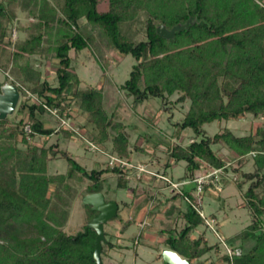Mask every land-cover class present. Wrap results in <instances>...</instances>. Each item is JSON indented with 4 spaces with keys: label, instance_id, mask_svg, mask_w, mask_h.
<instances>
[{
    "label": "trees",
    "instance_id": "trees-1",
    "mask_svg": "<svg viewBox=\"0 0 264 264\" xmlns=\"http://www.w3.org/2000/svg\"><path fill=\"white\" fill-rule=\"evenodd\" d=\"M101 1L0 0V69L6 73L10 69L15 78L11 84L21 95L29 92L38 100L21 104L18 111L23 117L14 126H8V118L0 121V264H94L96 234L90 230L83 234V230L96 213L81 204V227L75 230L69 225L76 187L86 184L81 200L87 194L103 193L106 176L111 174L121 188L129 170L109 162L98 170H87L60 143L47 144V140L55 133L69 140L83 128L96 150L131 163L129 126L115 111L106 110L102 89L81 88L72 66L71 51L97 46L135 60L120 87L132 98V108L151 98L165 104L174 94H179L177 103L189 102L183 119L173 124L172 138L161 134L155 142L147 133L140 135L154 152L160 144L165 147L164 169L184 162V179L177 183L193 186H182L169 199L180 203L164 213L169 220L176 212L173 223L159 222L165 227L160 230L165 235L163 247L195 264H204L200 259L214 251L221 252L214 264H264V124L245 136L224 128L211 137L204 129L247 115L264 120V0H105L107 10L100 11ZM17 10L32 22L25 39L13 40ZM141 21L145 39L137 41L133 27ZM187 23L171 39L157 34L159 26L171 30ZM32 56L57 62L56 84L43 80L41 70L30 65ZM72 107L84 118L83 124L65 127L61 120L65 121ZM44 113L55 118L56 128L45 127L38 117ZM188 130L193 136L183 146L178 140ZM36 136L42 138L41 144L30 142ZM19 143L25 147H18ZM214 146L229 150L239 163L247 156L252 159L253 171L240 168L242 182L236 184L251 223L224 239L228 247L240 250L239 256L226 254L219 241L210 245L204 235L192 237L205 224L191 205L196 175L221 169L229 177L230 163ZM137 149L148 153L143 146ZM55 159L67 162L64 173L50 172ZM228 180L222 178V184ZM205 190L219 193L212 186ZM148 192L146 201L151 204L155 198ZM178 223L182 228H177ZM111 247L108 241L103 245L101 264Z\"/></svg>",
    "mask_w": 264,
    "mask_h": 264
},
{
    "label": "rangeland",
    "instance_id": "rangeland-1",
    "mask_svg": "<svg viewBox=\"0 0 264 264\" xmlns=\"http://www.w3.org/2000/svg\"><path fill=\"white\" fill-rule=\"evenodd\" d=\"M99 10H107L105 0L101 1ZM31 22V18L20 10H17V20L15 22L17 29L15 36H18L20 39H25L29 33L27 27L30 26ZM92 32L95 35V32ZM134 32L135 40L145 39L142 21L134 25ZM69 55L72 58V66L75 68L81 80V88L97 87L102 89L106 110L109 113L115 111L117 118H123L129 126L127 134L130 138V150L132 152L131 164H143L145 167L152 165L150 169L156 170L154 173H161L164 170L167 158L165 147L160 144L156 148L157 151L154 152L150 148L152 144L145 142L140 135L147 133L150 135L152 141L155 142L158 141L161 134L172 138L174 132L173 124L183 119L189 108V102L177 103L176 100L179 94H174L166 100L165 104H162L159 98H151L142 105L132 108V98H129L120 89L123 83L129 78L132 67L136 63L131 56H126L121 59V56L117 53L105 50L102 46L92 47L89 50L85 49L80 53L71 51ZM28 61L31 66L41 70L43 80L48 81L52 85L56 84L55 66L57 62L55 60L52 58L43 59L39 56H32L28 58ZM9 70L6 73L0 69V87L5 82H14L15 78L9 74ZM24 102L37 104L38 100L29 92L22 94L16 111L8 118V126H14L21 120L23 114L18 109ZM69 113L68 117H66L67 120L65 119V127L73 125L77 127L83 124L84 118L78 113L76 108L72 107ZM38 117L45 127L50 129L57 127L55 118L49 114L44 113L38 115ZM263 124V119L247 115L235 121L214 122L205 125L204 129L207 135L211 137L221 132L224 128L230 129L236 136H245L254 132L256 128ZM76 133L78 135L69 140L65 139L62 133H55L47 140V144L60 143L61 148L68 151L72 157L77 158L78 162L82 163L87 170H98L110 161V155L107 152H103L100 149L96 150L87 141L88 138L83 128L77 129ZM192 136L193 133L188 130L186 133H183L178 142L184 146L189 143ZM30 142L41 144L42 138L36 136ZM138 146H143L148 153L139 151L137 149ZM18 147L24 148L25 145L19 143ZM213 148L226 162L230 163L227 171L229 180L223 183L222 190L219 193L209 192L208 190L203 191L201 194L202 211L208 218L215 217L216 224H219V230L217 228L219 235L223 239H227L240 233L251 223L250 213L244 206L243 194L237 188L236 184L242 182L241 175L238 172L240 168L244 172H251L253 171V165L251 156L245 157L239 163L226 148L221 146H214ZM67 167L65 160L55 159L49 165V170L51 173L58 174L64 173ZM165 173L173 182H180L184 179L185 163L179 162L173 167L168 168ZM145 175L147 178L143 179L142 174L140 175L138 172H134V169L128 171L125 177L126 184L121 188L117 186L116 179L113 175L106 176L107 182L104 185L103 194L106 196L107 201L115 200L119 209L118 216L104 226L106 240L114 246L107 249L103 255L105 264H161L159 255L163 245H159V237L152 239L150 236H155L160 232L159 230L165 227L159 223V226L156 228L158 215L156 214L154 216V218L156 217V221L152 217L155 209L152 208L151 214L147 215V212L150 211L153 205L151 206L150 202L146 201V196L142 195L144 191H150L145 185L150 175ZM234 175L237 176L236 181H232V178H235ZM155 183L158 182L156 181ZM161 184L163 185L164 183L161 182ZM85 185L82 184L76 187V198L72 203L71 209L73 211L69 223L72 229H79L81 227V214L83 213V209L81 208L80 195L83 193ZM164 185L166 186V184ZM246 188L247 186L244 187V191ZM160 193L159 200H164L170 198L173 192L164 189ZM193 195L195 196L194 192ZM128 222H131V225L124 233V228ZM177 228H182V223H178ZM145 234L148 237H145ZM201 235H204L210 245L218 243V239L213 232L203 226L192 232L193 238ZM220 256L221 252L216 253L214 251L204 255L200 259V262L214 264Z\"/></svg>",
    "mask_w": 264,
    "mask_h": 264
},
{
    "label": "water",
    "instance_id": "water-1",
    "mask_svg": "<svg viewBox=\"0 0 264 264\" xmlns=\"http://www.w3.org/2000/svg\"><path fill=\"white\" fill-rule=\"evenodd\" d=\"M189 23V22H188ZM187 24L177 25L171 30H167L163 25L157 28V34L165 39H171L176 32H180L187 27ZM21 94L15 85L5 82L0 87V121H4L14 114L20 101ZM81 204L89 207L96 215L89 221L83 230V234L93 231L96 234L95 248L91 255L94 264H101L102 247L106 244L104 226L117 217L119 206L114 201H107L103 193L87 194L82 197ZM81 233L78 234L80 236ZM161 264H195L176 252L163 248L160 253Z\"/></svg>",
    "mask_w": 264,
    "mask_h": 264
},
{
    "label": "built area",
    "instance_id": "built-area-1",
    "mask_svg": "<svg viewBox=\"0 0 264 264\" xmlns=\"http://www.w3.org/2000/svg\"><path fill=\"white\" fill-rule=\"evenodd\" d=\"M16 30H13L12 33V39L14 40L17 36H15ZM53 114H56V111H52ZM62 124H66V121L61 120ZM26 133H30V129L27 126L25 128ZM110 165H115L119 164L121 168H124L126 170H132L134 169V172H138L140 175L141 174H147L150 176H155L158 179L162 180L165 182L167 186H169L172 190V192H178L180 193V188L184 185L181 183H174L172 182L168 177L162 176L155 174L153 172H150L149 170L146 169V167L143 164H135L132 165L131 163H127L126 161L120 160L116 157H110L109 161ZM222 178H227L229 179L228 176L224 175L221 169H211L206 174H203L202 172H199L195 179L194 182L196 183V192H195V203H191L193 208L198 212V214L203 218L205 224L204 227L207 229H210L213 234L216 236L218 241L222 244V246L225 249L226 254L229 256H239L240 255V250L239 249H232L226 245L224 242V239L219 235V232L217 230V224L216 220L212 217L208 218L207 216L204 215L203 211L201 210L200 206L202 204V198L201 194L204 191L205 186H212L213 190L216 192H221L223 184H222ZM235 178H232V181H234ZM187 202H190L189 199H185Z\"/></svg>",
    "mask_w": 264,
    "mask_h": 264
},
{
    "label": "crops",
    "instance_id": "crops-1",
    "mask_svg": "<svg viewBox=\"0 0 264 264\" xmlns=\"http://www.w3.org/2000/svg\"><path fill=\"white\" fill-rule=\"evenodd\" d=\"M121 59H123V57L121 56ZM78 75V74H77ZM81 81V80H80ZM177 164V163H176ZM176 164H171L169 167H166L161 173H157L158 175H165V176H167L166 175V170L168 169V168H170V167H173L174 165H176ZM150 166H152V165H150ZM150 166H148V167H146L147 169H149V171H152L153 173H154V171H156V170H153V169H150ZM156 174V173H155ZM142 178L143 179H146L147 177H146V175L145 174H142ZM157 177H155V179H156ZM145 181V180H144ZM158 182V183H155V182ZM161 180L160 179H158L157 178V180H153L152 181V179H150V178H148V181H146V183L147 184H145L146 186H147V188L150 190L148 193L149 194H151L155 199H154V201H153V203H151V204H153V209H155L154 210V212H153V215H152V217L154 218V216L157 214L158 216H157V225H156V228H157V226H159V222H165L166 224L167 223H170V221H171V223H173L174 222V217H175V215H176V212L174 213V215H173V217L171 218V219H169V220H166V218L164 217V213H165V211L171 206V205H175V206H179V203H180V201H178V200H176V201H171V200H169V199H171V197L174 195V193H172V195L170 196V198H167V199H162V200H159V198L158 197H160V192H161V190H166V191H169V192H172V190H171V188L169 187V186H165L164 184L162 185L161 184ZM149 186V187H148ZM164 186V187H163ZM182 188H184V189H191V188H193V186L191 185V184H187V185H185V186H183ZM146 191H144L143 193H142V195H144V196H146L145 194L147 193ZM211 192V191H210ZM214 193V192H213ZM106 197V196H105ZM158 198V199H157ZM168 200V201H167ZM162 203L161 205L162 206H160V207H157V204H159V203ZM151 212H152V210H150L149 212H147V215L149 214H151ZM117 215H118V213H117ZM213 218H215V217H213ZM154 221H156V217L154 218ZM218 223V222H217ZM130 225H131V222H130ZM129 225V226H130ZM129 226H127V227H125V231H124V233L126 232V230L129 228ZM218 227V230H219V224L217 225ZM160 231V230H159ZM123 233V234H124ZM146 235V234H145ZM143 237H144V233H143ZM145 237H148V235H146ZM152 239L153 238H158L159 237V240H158V243H159V245L161 244V245H163V242H164V239H165V235H162L161 234V232H158L155 236H150ZM164 247H162V249H163ZM160 261H161V258H160Z\"/></svg>",
    "mask_w": 264,
    "mask_h": 264
}]
</instances>
